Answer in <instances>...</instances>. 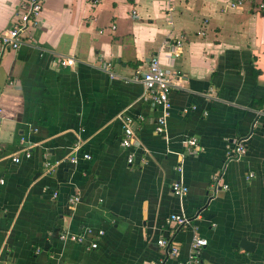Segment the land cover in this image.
<instances>
[{
  "label": "crops",
  "instance_id": "1",
  "mask_svg": "<svg viewBox=\"0 0 264 264\" xmlns=\"http://www.w3.org/2000/svg\"><path fill=\"white\" fill-rule=\"evenodd\" d=\"M23 1L0 0V35ZM231 1H46L20 49L0 56V264H181L195 234L208 244L192 264H264V0ZM181 38L173 57L166 44ZM154 55L176 76L164 136L138 78ZM123 116L136 121L131 149ZM191 137L199 150L187 154ZM239 143L246 155L229 158ZM178 179L185 197L171 192Z\"/></svg>",
  "mask_w": 264,
  "mask_h": 264
},
{
  "label": "built area",
  "instance_id": "2",
  "mask_svg": "<svg viewBox=\"0 0 264 264\" xmlns=\"http://www.w3.org/2000/svg\"><path fill=\"white\" fill-rule=\"evenodd\" d=\"M47 0H24L21 8L18 12L16 21L12 27H9L0 35V40L2 44V49L0 50V56L5 50H18L20 49L23 39L26 33L34 27L39 25V19L44 9V5ZM247 0H233L230 2V7L232 9L242 8ZM264 7V5H263ZM170 9V8H169ZM115 26H113V29ZM167 48L169 49L173 57H177L183 50L184 39H178L175 42H167ZM74 63V59H64L61 61V65L67 67ZM105 68L109 69L110 65H106ZM144 85V92L142 94V99L149 102L152 106H155L161 110L160 116L157 118L155 124V132L158 135H167L168 132V119L171 114L172 101L171 93L175 87L176 76L170 70L165 68L160 60L159 55H154L148 62L147 69L138 76ZM123 136H122V146L125 149H131L136 145V121L131 117L123 116ZM32 146L27 142L25 138H21V150L25 158L30 159L32 157ZM78 146L75 148L77 151ZM199 150L198 141L195 137L188 138L185 141V153L193 154ZM247 153V147L244 143H239L232 146L228 152L229 158L241 159ZM84 159H91L89 154L81 155ZM14 162H20L21 158L19 155L13 157ZM135 161V154L130 153L128 158V163H133ZM71 162L76 164L79 162V155H74L71 157ZM49 170H53V166L50 163H46ZM179 173L183 172V165L180 164L177 167ZM254 175L251 174L249 178ZM214 180L219 183L220 175H216ZM4 184V179H0V185ZM216 185L214 192L218 191ZM171 192L178 197H185L189 193V187L184 183L182 179L175 180L171 183ZM227 188V186L225 187ZM57 193H55V196ZM79 197H72L70 199L71 204H76ZM168 223L176 224L181 227H188L190 225V219L185 214H172L168 219ZM88 234H95L98 237L104 235V231L99 230L96 233L92 229L87 231ZM60 240L62 241H72L76 243H83L85 240V235L75 234L65 232L60 235ZM158 244L163 248H170V254L174 257L179 255V249L175 246H171L168 239L162 237L159 239ZM208 244L207 239L202 238L198 234H195L192 240L191 254L189 260L181 264H192L198 260L201 251ZM98 247L97 242H93L89 249H96Z\"/></svg>",
  "mask_w": 264,
  "mask_h": 264
},
{
  "label": "water",
  "instance_id": "3",
  "mask_svg": "<svg viewBox=\"0 0 264 264\" xmlns=\"http://www.w3.org/2000/svg\"><path fill=\"white\" fill-rule=\"evenodd\" d=\"M241 246L247 251H253L254 249V243L247 241L246 239H242Z\"/></svg>",
  "mask_w": 264,
  "mask_h": 264
}]
</instances>
